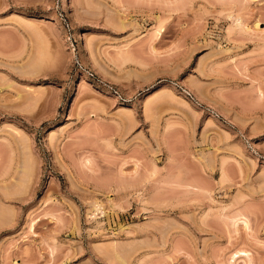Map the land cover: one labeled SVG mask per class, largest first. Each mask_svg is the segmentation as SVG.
Masks as SVG:
<instances>
[{"label":"rangeland","instance_id":"obj_1","mask_svg":"<svg viewBox=\"0 0 264 264\" xmlns=\"http://www.w3.org/2000/svg\"><path fill=\"white\" fill-rule=\"evenodd\" d=\"M0 264H264V0H0Z\"/></svg>","mask_w":264,"mask_h":264},{"label":"built area","instance_id":"obj_2","mask_svg":"<svg viewBox=\"0 0 264 264\" xmlns=\"http://www.w3.org/2000/svg\"><path fill=\"white\" fill-rule=\"evenodd\" d=\"M70 46H71V49H72V50L75 49V46L73 45V41L70 42ZM86 74H87L88 77H92V78L95 77V76L93 75V73H91V72H89V71H87ZM114 92H116V91H114Z\"/></svg>","mask_w":264,"mask_h":264},{"label":"bare ground","instance_id":"obj_3","mask_svg":"<svg viewBox=\"0 0 264 264\" xmlns=\"http://www.w3.org/2000/svg\"><path fill=\"white\" fill-rule=\"evenodd\" d=\"M256 24H257V23H256ZM257 25H258V24H257ZM256 27H257V26H256ZM94 204H95V206H97V207H98V206H101L100 204L97 205V204L94 202V203H93V207H94ZM94 208H96V207H94ZM100 208H101V207H100ZM96 209L98 210V208H96ZM96 209H95V210H96ZM95 210H94V211H95ZM97 210H96V211H97Z\"/></svg>","mask_w":264,"mask_h":264}]
</instances>
